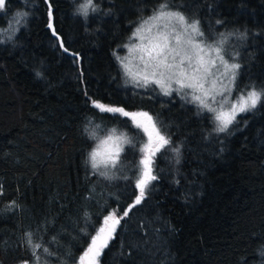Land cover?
<instances>
[{"label":"trees","instance_id":"1","mask_svg":"<svg viewBox=\"0 0 264 264\" xmlns=\"http://www.w3.org/2000/svg\"><path fill=\"white\" fill-rule=\"evenodd\" d=\"M161 2L94 0L98 11L87 18L77 11L84 0H7L0 10V264H32L29 231L52 253L39 250L41 264H76L104 217L134 204L147 137L92 100L148 112L171 141L154 157L158 179L121 220L98 264H264V101L218 133L209 113L198 114L177 93L125 83L114 53ZM171 2L198 19L206 37L235 33L227 45L241 64L234 95L264 86V0ZM17 11L27 13L19 25ZM50 11L68 53L48 27ZM111 133L133 144L106 179L86 161ZM12 200L19 207L8 210Z\"/></svg>","mask_w":264,"mask_h":264},{"label":"snow or ice","instance_id":"2","mask_svg":"<svg viewBox=\"0 0 264 264\" xmlns=\"http://www.w3.org/2000/svg\"><path fill=\"white\" fill-rule=\"evenodd\" d=\"M6 7L7 0H0V10ZM171 7H175L171 0H162L153 15L140 22L139 27L129 37V43L122 46L127 48L128 55L122 57L114 53L125 77V83H132L137 88L156 85L166 96H171L175 92L181 99L194 104L198 114L209 113L215 132H227L230 125L236 122L239 114L255 109L264 101V86H260L259 89L256 85L245 86L233 99L232 93L237 89V77L241 64L235 62L239 53H230L227 45L229 37L235 33H221L219 39L206 37L198 19H190L181 11H171ZM90 10L98 11L94 0H84L77 11L87 18ZM26 16V12L17 11L14 14L15 24L19 25L21 19ZM51 19L50 11L48 27L52 29L59 46L68 53L69 49L56 33ZM217 23L221 22L217 21ZM9 27L12 32L18 30L11 25ZM133 37L138 38V42H133ZM71 55L74 59L79 57L78 53H71ZM131 60L137 62L136 71H132L129 67ZM39 75L40 73L37 72V76ZM85 95L87 96V93ZM91 104L101 113L130 119L135 128L141 130L147 137V140L143 147L139 148L141 158L135 165L138 173L135 177V187L139 190V194L136 195L134 204L129 205L122 216H117V210L114 209L104 217V225L91 236L88 247L79 256L76 264H98V257L108 246L109 241L114 238L121 220L128 215L132 207L141 203L146 190L153 181L158 179L153 173L156 153L171 144L170 139L163 134L161 127L157 126V121L148 112H130L124 107L108 106L97 100H92ZM101 127L97 125L91 130L89 138L96 141ZM125 144L132 145L133 141L127 136L114 135L99 139L93 150L89 152L86 161L90 164L93 174L98 173L106 179L114 178L109 175V170L119 168ZM171 151L177 157L179 156V148H172ZM2 195L3 183L0 182V196ZM18 207L15 200L7 205L8 210ZM85 215L87 216V213ZM25 243L31 250L32 264H41L38 254L41 249L44 253L52 255L48 247L41 243H34L33 233L30 231L25 232ZM23 264H29V262L25 260Z\"/></svg>","mask_w":264,"mask_h":264},{"label":"rangeland","instance_id":"3","mask_svg":"<svg viewBox=\"0 0 264 264\" xmlns=\"http://www.w3.org/2000/svg\"><path fill=\"white\" fill-rule=\"evenodd\" d=\"M170 10H171V11H177V10H174V9H172V8H170ZM153 13H154V12H153ZM153 13L150 14L149 16H147L146 18H143V20H145V19H147L148 17L152 16ZM139 24H140V22L136 25V27H135V29L132 31V33L136 30L137 27H139ZM132 33H131L130 37L132 36ZM133 42H138V38L133 37ZM128 43H129V38H128L126 44H128ZM118 55H119V56H122V57L125 56V55H128L127 48H123L122 53H119ZM136 63H137V62H136L135 60H131V63H130V65H129V67H130V69H131L132 71H136V70H137L136 67H135ZM158 88H159V87H158ZM236 96H237V95H234V94L232 93V98H233V99H235ZM118 133L121 134V132H118ZM118 133H114V134L111 133V134H109V135L121 136V135H119ZM103 138H104V137H103ZM103 138H101V139H103ZM97 142H98V141H97ZM98 258H99V257H98Z\"/></svg>","mask_w":264,"mask_h":264}]
</instances>
